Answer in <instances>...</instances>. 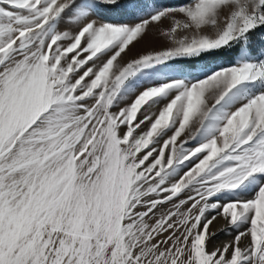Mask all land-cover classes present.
Here are the masks:
<instances>
[{"label":"snow or ice","instance_id":"snow-or-ice-1","mask_svg":"<svg viewBox=\"0 0 264 264\" xmlns=\"http://www.w3.org/2000/svg\"><path fill=\"white\" fill-rule=\"evenodd\" d=\"M0 264H264V0H0Z\"/></svg>","mask_w":264,"mask_h":264},{"label":"rangeland","instance_id":"rangeland-1","mask_svg":"<svg viewBox=\"0 0 264 264\" xmlns=\"http://www.w3.org/2000/svg\"><path fill=\"white\" fill-rule=\"evenodd\" d=\"M160 42H162V38H159L153 46H159ZM137 47L140 46L138 45ZM216 227H219V224H217ZM213 230H215V228ZM226 239H229V237L221 236V240H226Z\"/></svg>","mask_w":264,"mask_h":264}]
</instances>
